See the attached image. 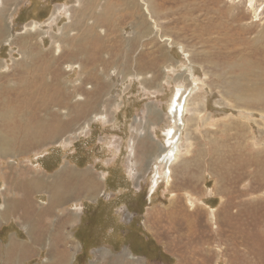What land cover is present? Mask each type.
I'll return each instance as SVG.
<instances>
[{
  "label": "rangeland",
  "instance_id": "rangeland-1",
  "mask_svg": "<svg viewBox=\"0 0 264 264\" xmlns=\"http://www.w3.org/2000/svg\"><path fill=\"white\" fill-rule=\"evenodd\" d=\"M0 29V264H264V0H0Z\"/></svg>",
  "mask_w": 264,
  "mask_h": 264
},
{
  "label": "bare ground",
  "instance_id": "bare-ground-1",
  "mask_svg": "<svg viewBox=\"0 0 264 264\" xmlns=\"http://www.w3.org/2000/svg\"><path fill=\"white\" fill-rule=\"evenodd\" d=\"M251 1V0H250ZM254 1V0H253ZM119 2V1H118ZM206 5V4H205ZM253 5V4H252ZM208 10V9H207ZM211 11V10H210ZM212 21V20H211ZM217 24V23H216ZM215 25V24H214ZM143 27H144V25H143ZM1 30V29H0ZM217 30V29H216ZM2 33V32H1ZM1 35V34H0ZM222 36V35H221ZM219 37V36H218ZM249 38V37H248ZM247 38V39H248ZM247 39H245V40H247ZM261 37H259L257 40H258V43H260L261 42ZM226 40V39H225ZM244 43V42H243ZM235 45V44H234ZM236 46H237V44H236ZM247 47V46H246ZM262 50H263V47L262 48H260V52H262ZM73 53V52H72ZM36 55V54H35ZM45 58H47V56H44ZM44 58V59H45ZM53 60H54V58H53ZM47 61V60H46ZM49 61V60H48ZM54 62V61H53ZM260 64V63H259ZM263 64V63H262ZM48 67V66H47ZM256 67V66H255ZM259 68V67H258ZM257 68V69H258ZM260 69V68H259ZM45 70V68H43V69H41V71H44ZM248 73V72H247ZM35 74V73H34ZM243 74H245V73H243ZM243 76V75H242ZM240 77V76H239ZM245 77V76H244ZM244 77H242V78H244ZM37 79H39V77H37ZM240 79V78H239ZM35 82H36V79H35ZM35 84V83H34ZM263 87V86H262ZM235 88V87H234ZM242 90H245V89H243L242 88ZM244 93V92H243ZM246 93V92H245ZM244 93V94H245ZM262 95V94H261ZM264 95V94H263ZM262 95V96H263ZM178 96V95H177ZM182 96V95H181ZM254 96H257V95H254ZM244 97V96H243ZM259 97V96H258ZM258 97H257V99H258ZM248 98V97H247ZM254 98V97H253ZM181 100H182V98H181ZM184 101H185V99H184ZM251 101H254L253 99L251 100ZM179 102H180V100H179ZM255 102V101H254ZM260 102V101H259ZM181 103V102H180ZM261 104V103H260ZM185 106V105H184ZM174 107V106H173ZM186 111V110H185ZM182 113V112H181ZM5 116V115H4ZM182 118V117H181ZM39 122V121H38ZM25 128H26V126H25ZM27 129V128H26ZM38 131V130H37ZM39 132V131H38ZM167 133V132H166ZM170 135V134H169ZM4 142V141H3ZM2 142V143H3ZM169 142H171V141H169ZM5 143H6V141H5ZM174 145V144H173ZM3 146V145H2ZM10 146H13V144L12 145H10ZM15 147V146H14ZM0 153H5V149H0ZM170 153V152H169ZM165 157V156H164ZM176 157H177V150H176V148L175 149H173V151L168 155V158H167V161H168V164L167 165H169V164H171V163H173L174 161H176ZM168 176V175H167ZM75 183V182H74ZM76 184V183H75ZM74 184V185H75ZM74 185L72 186V181L70 180V182H64V183H62L61 185H60V189L61 190H63L64 192L67 190V189H69V188H74ZM38 188V187H37ZM35 190V189H34ZM37 190V189H36ZM78 190V189H77ZM85 190V189H84ZM57 194H58V202L59 201H64L65 199H66V197H65V195H61L60 193H58L57 192ZM88 196V195H87ZM72 197V196H71ZM34 202V201H33ZM26 203H28V202H26ZM18 204V203H17ZM20 204V203H19ZM26 205V204H25ZM24 205V206H25ZM19 207V205H15L14 206V208H18ZM29 209V208H28ZM14 209L12 208V211H13ZM18 211V210H17ZM25 212V211H24ZM68 216V215H67ZM22 218V217H21ZM26 219V218H25ZM30 221V220H29ZM19 262V261H18Z\"/></svg>",
  "mask_w": 264,
  "mask_h": 264
},
{
  "label": "trees",
  "instance_id": "trees-1",
  "mask_svg": "<svg viewBox=\"0 0 264 264\" xmlns=\"http://www.w3.org/2000/svg\"><path fill=\"white\" fill-rule=\"evenodd\" d=\"M86 226V224H85ZM87 233L83 228H80V230L76 233L77 239L82 243V249H92L96 246V241L92 238L90 239L89 236L85 238V235ZM141 242V241H139ZM88 250L86 252H88Z\"/></svg>",
  "mask_w": 264,
  "mask_h": 264
}]
</instances>
